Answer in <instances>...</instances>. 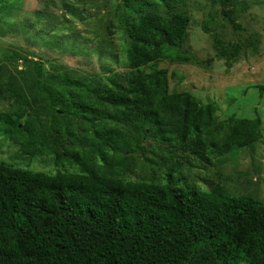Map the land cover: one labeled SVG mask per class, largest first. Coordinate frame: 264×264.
<instances>
[{"label": "trees", "instance_id": "16d2710c", "mask_svg": "<svg viewBox=\"0 0 264 264\" xmlns=\"http://www.w3.org/2000/svg\"><path fill=\"white\" fill-rule=\"evenodd\" d=\"M220 2L225 7L228 0ZM179 3L119 0L115 13L130 70L106 83L47 70L46 61L17 51L0 58V98L16 105L0 124L14 131L23 123L29 137L23 152L40 150V119L30 110L42 94L50 124L69 142L65 159L76 167L46 173L0 161V264H264V200L195 188L174 168L162 182L129 179L118 164L123 152L138 154L144 138L214 157L263 138L259 115L222 121L213 104L170 91L160 61L204 63L183 47L190 15ZM20 6L21 0H0V14ZM211 37L228 68L248 49L259 53L249 33L231 46L217 31ZM19 60L23 70L8 66ZM258 88L264 93V84Z\"/></svg>", "mask_w": 264, "mask_h": 264}, {"label": "rangeland", "instance_id": "374dc122", "mask_svg": "<svg viewBox=\"0 0 264 264\" xmlns=\"http://www.w3.org/2000/svg\"><path fill=\"white\" fill-rule=\"evenodd\" d=\"M118 2L21 0L18 11L5 10L0 14V58L17 51L23 56L46 61L47 70H67L73 76L96 77L101 83L108 82L113 74L123 76L130 67L115 13ZM65 5H69L70 11ZM223 8L247 33L233 25ZM160 9L166 10L164 6ZM177 9L190 15L183 47L196 52L204 63L160 61L158 68L168 70L170 91H187L203 104H213L222 121L231 116L253 118L259 115L263 138L236 154L220 157L204 150L184 151L176 145L144 138L141 151L133 155L123 152L124 160L118 164L129 179L162 182L165 173L174 168L176 176L185 177L195 188L264 200V93L258 88L264 84V0H228L225 7L220 0H180ZM42 27L45 30L40 33ZM213 31H217L229 46L235 42L245 43L249 33L256 40L259 53L253 54L248 49L228 68L211 37ZM55 35L61 39L52 38ZM71 36L75 42L69 41ZM13 64L8 66H17L20 70L26 66L23 60ZM146 69L151 70L148 66ZM44 99L42 94L38 99L32 98L30 110V116L40 119L44 145L32 154L25 153L23 143L29 137L22 130L23 123L14 131L0 124V161L46 173L60 169L74 171L76 167L65 159L64 150L69 142L50 124L52 111L46 107ZM15 108L11 99L0 98V115H10ZM32 125L37 122L32 121ZM115 167L109 164V169Z\"/></svg>", "mask_w": 264, "mask_h": 264}]
</instances>
